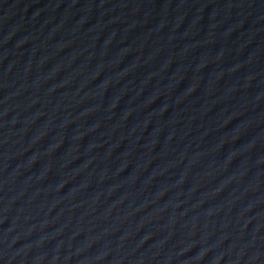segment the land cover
Wrapping results in <instances>:
<instances>
[{
    "label": "water",
    "instance_id": "95a60500",
    "mask_svg": "<svg viewBox=\"0 0 264 264\" xmlns=\"http://www.w3.org/2000/svg\"><path fill=\"white\" fill-rule=\"evenodd\" d=\"M0 264H264V0H0Z\"/></svg>",
    "mask_w": 264,
    "mask_h": 264
}]
</instances>
